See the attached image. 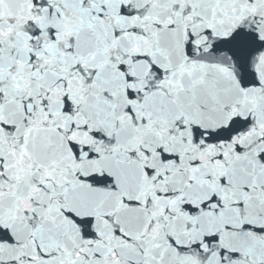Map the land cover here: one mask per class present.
<instances>
[{
	"label": "snow or ice",
	"instance_id": "1",
	"mask_svg": "<svg viewBox=\"0 0 264 264\" xmlns=\"http://www.w3.org/2000/svg\"><path fill=\"white\" fill-rule=\"evenodd\" d=\"M0 264H264V0H0Z\"/></svg>",
	"mask_w": 264,
	"mask_h": 264
}]
</instances>
